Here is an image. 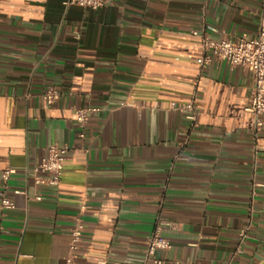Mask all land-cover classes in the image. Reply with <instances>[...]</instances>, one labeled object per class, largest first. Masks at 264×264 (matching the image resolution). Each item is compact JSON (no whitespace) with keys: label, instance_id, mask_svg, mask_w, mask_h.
Segmentation results:
<instances>
[{"label":"crops","instance_id":"obj_1","mask_svg":"<svg viewBox=\"0 0 264 264\" xmlns=\"http://www.w3.org/2000/svg\"><path fill=\"white\" fill-rule=\"evenodd\" d=\"M66 1L0 0V204H15L0 207V264H66L79 220L75 264H144L160 226L172 244L163 264H264V128L255 136L245 115L253 75L225 62L201 70L192 35L253 39L263 0ZM50 87L61 94L52 107ZM192 101L195 128L170 109ZM88 107L102 112L81 127L75 110ZM53 145L72 149L61 185L36 186L28 172Z\"/></svg>","mask_w":264,"mask_h":264},{"label":"built area","instance_id":"obj_2","mask_svg":"<svg viewBox=\"0 0 264 264\" xmlns=\"http://www.w3.org/2000/svg\"><path fill=\"white\" fill-rule=\"evenodd\" d=\"M110 0H67L65 6H79L89 10H99L108 5ZM210 29L202 31H193L192 35L198 37L201 41L202 54L195 60V63L201 70L210 68L215 62H225L231 67H240L252 73L254 79V87L251 90L249 103L245 108V115L251 118L255 123V136L264 128V0L260 15V26L258 34L253 39L240 38L233 40L225 38L220 41L212 39ZM61 98L60 92L50 87L42 94V99L48 107L54 106ZM158 106H156L157 108ZM170 109L184 116L190 122L191 127L195 128L198 124L199 113L195 103H172ZM99 108H83L76 109V121L81 127H84L90 115L101 113ZM80 138L84 139V132L80 134ZM71 147L68 145L58 146L53 145L47 150L46 156L40 163L31 171L28 176L32 177L36 186L58 188L61 185L62 178L65 172V163L71 152ZM4 183H8L11 177V171L3 172ZM37 199H40L38 196ZM3 210H12L15 204L5 198L0 204ZM165 226L169 229H174L175 225L168 223ZM148 237L146 259L144 264H163L160 257L162 252H167L172 249V244L161 234V228ZM84 225L81 220L70 232V254L66 264H75V256L82 242ZM247 237V230L241 233V238L244 240ZM99 264H108L106 260Z\"/></svg>","mask_w":264,"mask_h":264}]
</instances>
